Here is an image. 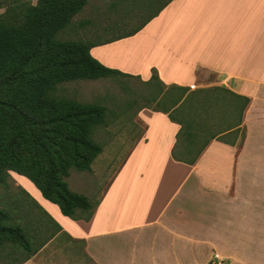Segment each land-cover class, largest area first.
<instances>
[{
    "label": "crops",
    "instance_id": "0c3cea01",
    "mask_svg": "<svg viewBox=\"0 0 264 264\" xmlns=\"http://www.w3.org/2000/svg\"><path fill=\"white\" fill-rule=\"evenodd\" d=\"M90 53L155 83V102L166 105L138 111L145 131L89 221L65 216L24 177L52 232L39 238L32 225L42 247L11 264H213L216 253L228 264H264V0H173L134 36ZM215 89L249 99L241 117L242 101L228 92L206 98ZM191 107L211 124L194 164L174 158L181 125L170 119Z\"/></svg>",
    "mask_w": 264,
    "mask_h": 264
},
{
    "label": "trees",
    "instance_id": "16d2710c",
    "mask_svg": "<svg viewBox=\"0 0 264 264\" xmlns=\"http://www.w3.org/2000/svg\"><path fill=\"white\" fill-rule=\"evenodd\" d=\"M87 2L38 0L36 6L24 9L22 22L0 17V186L7 185L14 172L33 182L65 216L85 221L92 218L100 201L93 204L86 196L73 192L66 178L73 170H92L102 153V147L94 140V129L106 124L107 109L58 97L56 88L72 81L129 76L102 65L91 55V49L134 36L173 0H168L138 28L116 38L98 42L61 40L60 33ZM153 79H158L156 72ZM225 92L208 91L206 98L226 96L228 92L242 101L241 117L249 99ZM183 95H178L177 102ZM191 98L193 95L182 105ZM206 118L208 121L209 116L193 109L182 120L170 114V119L181 125L173 149L176 160L188 164L198 160L211 139L206 134ZM201 137L206 139L201 141ZM33 240L30 225L15 223L8 207L0 208V250L8 243L19 244L27 253V260L44 243L36 245Z\"/></svg>",
    "mask_w": 264,
    "mask_h": 264
},
{
    "label": "rangeland",
    "instance_id": "374dc122",
    "mask_svg": "<svg viewBox=\"0 0 264 264\" xmlns=\"http://www.w3.org/2000/svg\"><path fill=\"white\" fill-rule=\"evenodd\" d=\"M87 1L85 8L60 33L61 40L98 42L116 38L138 28L168 0ZM37 2L38 0H0V17L22 22L24 9L36 6ZM161 92L162 89L155 83L146 84L139 78L120 75L99 80L72 81L56 88L55 95L58 97L97 104L107 109L106 124L94 129V140L102 147V153L93 163L91 171L73 170L70 177L66 178L73 192L86 196L93 204L102 198L127 155L145 131V125L137 119L138 111L146 106L160 109L166 105V97L155 102L161 97ZM192 109L196 110L191 107L187 111ZM212 109L217 113L224 108L214 106ZM206 120L207 118L204 124L209 127L206 129L208 134L211 124ZM205 139L206 137L199 138L201 141ZM14 174H11L7 185L0 186V208L8 207L15 223L33 225L36 234L40 233L39 238L45 239L48 234L51 235L46 231L52 232L48 215L39 208V202L34 197L37 192L32 185L23 176ZM19 218L22 221H18ZM26 257L27 253L19 244L8 243L0 250V264L18 263Z\"/></svg>",
    "mask_w": 264,
    "mask_h": 264
},
{
    "label": "built area",
    "instance_id": "2783aa9c",
    "mask_svg": "<svg viewBox=\"0 0 264 264\" xmlns=\"http://www.w3.org/2000/svg\"><path fill=\"white\" fill-rule=\"evenodd\" d=\"M214 260L216 261L215 263L213 264H228L226 263L223 258L219 255V254H214Z\"/></svg>",
    "mask_w": 264,
    "mask_h": 264
}]
</instances>
